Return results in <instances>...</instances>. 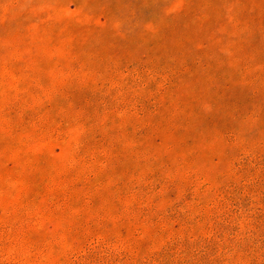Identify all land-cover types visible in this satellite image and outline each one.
Instances as JSON below:
<instances>
[{"label":"rangeland","instance_id":"1","mask_svg":"<svg viewBox=\"0 0 264 264\" xmlns=\"http://www.w3.org/2000/svg\"><path fill=\"white\" fill-rule=\"evenodd\" d=\"M0 264H264V0H0Z\"/></svg>","mask_w":264,"mask_h":264}]
</instances>
